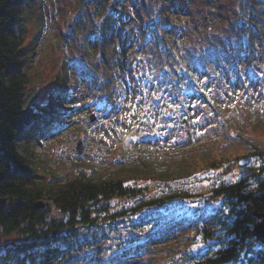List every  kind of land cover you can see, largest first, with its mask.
Returning <instances> with one entry per match:
<instances>
[{
  "label": "rangeland",
  "instance_id": "374dc122",
  "mask_svg": "<svg viewBox=\"0 0 264 264\" xmlns=\"http://www.w3.org/2000/svg\"><path fill=\"white\" fill-rule=\"evenodd\" d=\"M222 1L224 10L234 0ZM255 3L257 22L263 25L250 49H255L258 78L251 75L253 68L244 72L229 64L246 59L232 44L246 34L241 23L229 24L230 18L220 16L221 0H117L118 13L110 17L105 35L99 25L107 7L93 15L86 0L27 1L21 24L25 46L31 47L26 98L44 106L64 95L63 109L20 139L34 145L40 181L68 179L78 166L105 171L152 162L167 170L182 162L199 169L186 180L131 182L143 199L173 188L199 195L133 209L113 225H81L67 240L78 247L55 264H109L123 248L139 242L140 251L130 257L133 264H172L182 257L183 247L190 249L186 241L200 238L192 232V219L218 204L210 197L214 186L240 179L253 186L258 162L239 164L238 156L255 146L264 149V0ZM153 16L168 24L164 37L170 47L165 46L175 47L178 58L163 52V43L146 27ZM209 157L222 165L203 168ZM138 198L113 199L110 210L132 206ZM162 229L165 233L148 243L146 235ZM23 240L0 231V253L4 245ZM192 246L195 250L203 243Z\"/></svg>",
  "mask_w": 264,
  "mask_h": 264
},
{
  "label": "trees",
  "instance_id": "16d2710c",
  "mask_svg": "<svg viewBox=\"0 0 264 264\" xmlns=\"http://www.w3.org/2000/svg\"><path fill=\"white\" fill-rule=\"evenodd\" d=\"M27 1L0 0V231L5 236L14 234L24 238L21 242L2 244L4 250L0 253V264H55L78 247L74 240H67L81 225L98 222L113 225L142 207L163 206L173 200L199 195L187 189L173 188L143 199L138 196L141 189L131 182L186 180L199 169L196 170L194 164L182 162L171 165L167 170H160L152 162L122 165L117 170L105 171L94 168L86 171L78 166L68 179L53 177L46 183L40 181L36 173L38 157L34 145L30 142L22 144L20 139L28 137L34 126L53 119L64 107V95L50 98L44 106L30 103L26 98L31 78L25 64L31 47L25 46L21 24ZM86 1L92 3L93 15H102L106 7L110 10L99 25L100 32L107 34L117 0ZM221 2L222 6L218 4L220 16L230 18L229 24L238 22L245 26V39L239 42L232 39V44L237 51L246 49L244 53L251 56L253 42L263 32V25L257 22L256 0H234L224 10ZM157 21L150 23L160 31L159 22L162 20ZM203 22L207 28L210 27L208 17ZM238 157L239 164L243 160H257L250 178L253 186L247 187L249 182L244 179L214 186L210 197L218 204L202 214L205 216L203 221H194L202 215L192 219L195 226L192 232L195 231L200 238L192 236L186 241L190 249L183 247L182 257L172 264H264V243L253 233L259 220L257 215L264 213V149L255 146ZM234 159L237 160L236 157ZM204 165L203 168L220 167L222 162L209 157ZM128 197L139 198L132 206L110 210L113 199ZM161 232L165 233V230H157L155 234L151 232V238L147 234L148 243L157 239L156 234ZM199 241L203 246L192 250V245ZM142 243L123 248L116 261L109 264H133L130 257L140 251Z\"/></svg>",
  "mask_w": 264,
  "mask_h": 264
},
{
  "label": "water",
  "instance_id": "95a60500",
  "mask_svg": "<svg viewBox=\"0 0 264 264\" xmlns=\"http://www.w3.org/2000/svg\"><path fill=\"white\" fill-rule=\"evenodd\" d=\"M93 119V117H92ZM82 146L80 145L79 147L76 148L78 153H81L82 151ZM259 218L261 220H258V222L254 225L253 228V233L256 236V239L264 243V213L258 214Z\"/></svg>",
  "mask_w": 264,
  "mask_h": 264
}]
</instances>
